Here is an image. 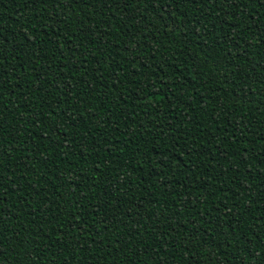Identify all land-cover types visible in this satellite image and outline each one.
<instances>
[{
  "label": "trees",
  "instance_id": "trees-1",
  "mask_svg": "<svg viewBox=\"0 0 264 264\" xmlns=\"http://www.w3.org/2000/svg\"><path fill=\"white\" fill-rule=\"evenodd\" d=\"M0 264H264V0H0Z\"/></svg>",
  "mask_w": 264,
  "mask_h": 264
}]
</instances>
